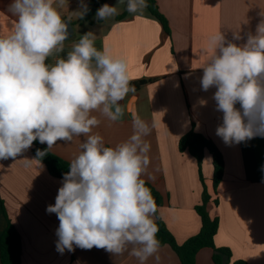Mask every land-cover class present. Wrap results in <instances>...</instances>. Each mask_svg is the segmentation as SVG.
Returning <instances> with one entry per match:
<instances>
[{
	"label": "crops",
	"instance_id": "1",
	"mask_svg": "<svg viewBox=\"0 0 264 264\" xmlns=\"http://www.w3.org/2000/svg\"><path fill=\"white\" fill-rule=\"evenodd\" d=\"M155 2L168 22L169 34L148 9L132 14L122 5L123 10L105 21L96 19V11L88 23L77 13L88 0H63L62 4L55 0L54 7L73 29L61 55L66 56L83 34L92 32L98 49L106 47L113 55L126 59L136 89L121 102L125 115L120 121L92 113L100 120L92 134L101 135L105 146L115 147L132 135L133 119L139 116L151 129L144 137L150 144V163L142 178L162 198L154 222L161 219L182 244L200 230L201 219L195 207L206 190L212 196L207 210L219 220L215 245L229 248L234 260L264 264V135L226 144L216 134L223 123V113L213 99L217 89L204 91L200 83L201 66L212 54L211 36L222 32L226 41L246 43L248 35H255L257 25L264 20V0ZM11 3L0 0V36H7L14 28L16 17L8 11ZM234 34L240 39H234ZM192 127L222 155L224 174L216 193L211 154L204 152L202 182L195 156L189 149H179L180 138ZM85 139L81 135L70 142L57 141L50 151L70 163ZM62 180L50 175L46 166L34 158L32 146L16 158L0 160V235L9 220L20 236L21 264H139L129 254L131 246L120 255L75 245L72 252L61 254L56 250L59 220L46 209L55 204ZM212 255L211 248L199 250L196 264H214ZM145 264L181 262L169 245H162Z\"/></svg>",
	"mask_w": 264,
	"mask_h": 264
},
{
	"label": "clouds",
	"instance_id": "2",
	"mask_svg": "<svg viewBox=\"0 0 264 264\" xmlns=\"http://www.w3.org/2000/svg\"><path fill=\"white\" fill-rule=\"evenodd\" d=\"M54 3L12 0L8 6L16 22L10 34L0 36V160L16 158L36 140L48 146L37 149V158H42L57 141L85 136L55 204L46 209L59 220L56 250L72 252L75 245L120 255L131 246L129 254L145 264L160 247L153 219L157 205L142 178L150 163L144 137L151 129L137 116L132 135L115 147L92 134L100 124L92 113L112 122L125 115L121 102L136 91L128 63L106 47L98 49L92 32L62 56L68 24ZM121 5L132 14L148 7L147 0H117V6L102 5L96 19L117 15ZM87 11L82 4L78 18ZM210 46L200 83L204 91L217 89L213 99L223 123L216 134L226 144L264 135V20L243 45L226 41L219 32L211 36Z\"/></svg>",
	"mask_w": 264,
	"mask_h": 264
},
{
	"label": "trees",
	"instance_id": "3",
	"mask_svg": "<svg viewBox=\"0 0 264 264\" xmlns=\"http://www.w3.org/2000/svg\"><path fill=\"white\" fill-rule=\"evenodd\" d=\"M105 1L106 0H88V11L83 20L91 23L93 15ZM147 3L149 13L162 24L166 33L169 34L168 22L164 15L158 10L155 0H147ZM178 145L180 151L189 149L197 159L199 175L202 182H204L202 175L204 152L208 151L211 154L213 161V189L216 193L217 187L224 174L223 158L216 146L204 135L196 132L193 127L180 138ZM37 149L44 151L47 149L46 145L41 144L39 140L34 141L32 144V155L46 166L50 175L63 179L64 174L70 171V163L55 155L50 150L44 157L37 158ZM146 185L151 189L158 210V207L162 205V198L153 186L148 183H146ZM211 200L212 196L204 190L202 202L195 207L201 219L200 230L182 244H179L174 239L166 224L161 219L155 221L159 228L157 239L160 241V246L169 245L177 254L181 264H196V254L203 248H211L213 250L212 260L214 264H248L244 260H234L229 248L217 247L215 245L214 237L219 228V220L217 217H211L207 210V205ZM213 201L215 204L218 203L217 198L213 199ZM157 210L155 214H157ZM21 254L22 246L20 236L16 228L8 220L5 229L0 235V262L1 264H21Z\"/></svg>",
	"mask_w": 264,
	"mask_h": 264
},
{
	"label": "water",
	"instance_id": "4",
	"mask_svg": "<svg viewBox=\"0 0 264 264\" xmlns=\"http://www.w3.org/2000/svg\"><path fill=\"white\" fill-rule=\"evenodd\" d=\"M66 22L68 24V39H69L73 34V29H72L70 22H68V21H66Z\"/></svg>",
	"mask_w": 264,
	"mask_h": 264
},
{
	"label": "rangeland",
	"instance_id": "5",
	"mask_svg": "<svg viewBox=\"0 0 264 264\" xmlns=\"http://www.w3.org/2000/svg\"><path fill=\"white\" fill-rule=\"evenodd\" d=\"M116 0H114V1H112V0H109L106 4H109V5H111V6H117L116 5ZM120 9H124V7L121 5V6H119V9L118 10H120Z\"/></svg>",
	"mask_w": 264,
	"mask_h": 264
}]
</instances>
